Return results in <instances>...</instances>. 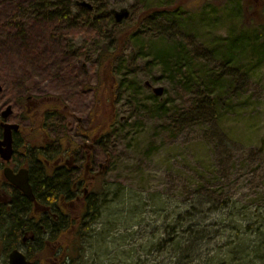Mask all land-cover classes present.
Instances as JSON below:
<instances>
[{
    "label": "rangeland",
    "instance_id": "374dc122",
    "mask_svg": "<svg viewBox=\"0 0 264 264\" xmlns=\"http://www.w3.org/2000/svg\"><path fill=\"white\" fill-rule=\"evenodd\" d=\"M100 1L113 18V23L107 25L109 34L98 39L77 31L65 38L80 51L78 62L86 67L89 76L86 86L90 92L79 94L84 101H76L75 94L59 93L46 75L29 82L15 80V75L23 74L20 64L14 63L12 72L4 69L6 73L0 75V85L5 89L19 83L12 92L25 90L24 94L42 97L43 103L35 104L38 109L27 110V125L36 120L39 110L59 103L65 122L74 127L76 119L87 120L95 99L105 94V87L100 85L105 71L96 65L100 54L108 47L114 49L113 38L119 34L129 32L136 23L141 27L144 39L127 40L123 64L116 63V83L127 77L135 87L126 88L117 98L113 110L116 129L107 149L111 159L104 164L105 155L98 145L97 159L107 169L95 179L97 168L88 175V193L102 191L113 201L101 208L98 219L85 231L80 253L67 264H264V59L255 62L248 53L244 54L234 89L231 86L225 99L219 98V103L224 100L219 115L201 124L184 122L178 132L171 134L164 130L160 119H150L147 111L167 98L177 100L178 95L159 78V67L148 69L146 64L152 55H140L141 49L147 51L149 43L172 42L169 35L155 36L157 26L170 28V23L159 22L161 18L139 22L144 10L138 0ZM254 1L258 10L264 11V0ZM54 2L74 12L79 11V4H95V0ZM166 2L169 9L182 3L197 46L211 47L215 39L235 32L237 26L254 25L237 20L231 23L224 17L230 0H148L151 6ZM123 12L128 15L117 22L115 14ZM94 14L101 12L95 9ZM7 36L5 33L4 39ZM99 109L103 111L104 107L100 105ZM48 134L42 140L52 136ZM83 171L84 165L82 175ZM79 207L78 203L70 206L76 215ZM178 235L182 241L179 250L164 246ZM66 238L71 241L73 237L69 234ZM190 242L197 247L194 256L183 249ZM49 247L44 260L37 264H59L57 256H53L54 248Z\"/></svg>",
    "mask_w": 264,
    "mask_h": 264
},
{
    "label": "trees",
    "instance_id": "16d2710c",
    "mask_svg": "<svg viewBox=\"0 0 264 264\" xmlns=\"http://www.w3.org/2000/svg\"><path fill=\"white\" fill-rule=\"evenodd\" d=\"M138 1L144 10L138 19L139 22L147 21V19L156 21L161 18L159 22L165 20L170 23V28L157 26L155 36L169 35L173 38L172 42L170 44L163 41L149 43L147 51L143 52L141 49L140 55H152V60L146 64L148 69L159 67L161 72L159 78L168 82L178 95L177 100L167 98L159 104H153L148 109L147 116L150 119H160L164 130L171 131V134L178 132L184 122L201 124L216 118L220 113L219 106L224 104V100L223 103H219V98L224 97L225 99L227 93H230L232 88L234 89L235 83L233 82L235 75L239 73L240 61L244 54L248 53L255 62H261L264 59L263 11L258 10L254 0L250 2L249 0H230V3H227L230 8L224 17L231 23L237 20L243 24L253 23L254 25L237 26L235 32H230L221 39H215L212 46L207 48L204 45H196L195 35L187 24L188 16L186 12H182V3L169 9L168 2L161 6H151L148 0ZM78 8L79 11L74 12L70 7L58 4L54 0H0V68L12 72L11 66L14 63L20 64L23 74L15 75L17 77L15 80L29 82L38 75H46L52 78L59 93L75 94L76 101L83 100L84 98L79 94L84 93L85 90L90 92L86 86L89 76L86 67L78 62L80 51L75 50L71 41L65 38L70 32L74 36L75 32L83 31L84 34L91 33L101 39L109 34L106 31L107 25L113 23V18L111 14L104 11L102 2L99 0H95V4L90 7L79 4ZM95 9H98L101 14L95 15ZM27 24L29 29H27ZM136 25L129 29V32L121 33L113 38L115 41L113 50L108 47L100 54L96 65L105 71L106 77L100 83L105 87V94L102 98L95 99L87 120L76 122L74 127L75 133L78 131L83 135L93 137L97 144L104 138L106 152L110 149L108 140L111 139L116 129L113 110L117 98L126 88L135 87L127 80V77L116 83L115 71L116 63L122 66L124 61V43L129 39H144L139 31L141 27L138 23ZM5 33L8 34L6 39H4ZM144 33L150 35L148 31ZM176 36L179 38L175 39ZM19 86V83H16L13 88ZM153 98H156V95H153ZM100 105L104 107L103 111L99 109ZM101 115L104 119H99ZM64 119L61 106L55 105L42 111L31 124V126L34 125L33 128L38 136L45 137L48 133H52L51 137L57 149L55 146L48 150L43 149L42 155L45 158L50 159L55 153L67 151V145L73 133ZM82 121H86V124H82ZM56 129L57 132H55ZM63 141H66V146ZM32 165L38 167V163L36 165L33 162ZM69 175L70 173L66 171H60L58 176L45 178L42 172L38 171L35 176V186L38 188L34 192L36 198L51 201L58 197L74 199L75 190L71 191L66 188L71 184ZM107 197L106 194H102V191L90 194L86 197L90 202L86 210L82 212L81 217L75 214L74 221L72 217L60 210L61 206L51 204L49 208L57 214V220L44 221V228L51 230L52 235L40 237L34 233L33 238L25 243L28 248L27 256L33 261L43 259L45 251L50 246L49 249L54 248L53 253L56 255L50 254L62 257L63 263L74 261L75 254L80 253L85 241V231L89 230L88 227L98 219L101 208L113 201V198ZM18 206L10 209V213L6 215L4 212L0 214V227L4 228L0 234V244L6 249L17 247L21 241L19 237L21 232L28 231L27 228L34 225L30 218L27 219L26 211L21 215L18 211L23 208L29 209V201L25 200ZM71 224L75 225L76 234L70 241L65 234ZM32 229L36 232L35 227ZM8 231L9 236L6 233ZM181 242V236L178 235L168 243L166 242L164 246L168 249L179 250ZM183 249L190 256H194V252L197 251L196 245L192 242L183 246Z\"/></svg>",
    "mask_w": 264,
    "mask_h": 264
},
{
    "label": "flooded vegetation",
    "instance_id": "af4514ba",
    "mask_svg": "<svg viewBox=\"0 0 264 264\" xmlns=\"http://www.w3.org/2000/svg\"><path fill=\"white\" fill-rule=\"evenodd\" d=\"M5 73L6 71H0V75H4ZM13 89L9 85L6 89L0 85V214L3 212L4 215L8 214L10 213V209L17 208L19 207V203H24L25 200H28L29 209L23 208L18 211L19 215L24 214V211H26L28 213L27 219L30 218L34 222V225L27 228L28 231L21 232L19 235L21 241L17 247L6 249L4 245L0 244V247L3 246L2 248H4L3 260L0 264H10V252L14 249L19 250L25 256V259L32 264H37L40 259L33 261L27 256L28 248L25 246V243L28 242L27 240L33 238L34 233H37L40 237L52 235L51 230L44 228V221L49 219L57 220V214L49 206L51 204L61 206L60 210L67 216L72 217L74 221L75 214L72 212L70 206L73 203H78L80 212L77 217H81V213L86 210L87 205L90 203L89 199H86L90 195L88 193V182H90L88 175L94 168H97L98 171L93 178L100 177L104 173V167H102V161L97 159V141L78 131L77 133H73L65 153H55L52 158H45L42 155V151L43 149L48 150L52 146H55L54 139L47 137L43 141L42 137L38 136L36 130L33 128L34 125L31 127L27 125V110H34L37 108L35 104L43 103L41 102L42 97L33 96L30 92L24 94L25 90H19L15 93L12 92ZM25 101H30L34 104L33 106L27 105ZM80 121L79 119L77 120V122ZM5 125H15L16 128L7 129ZM68 125L74 129L72 124L68 123ZM55 128L57 127L55 126ZM7 131H10L11 134L9 142L5 139ZM99 148L103 149L106 157L105 143L103 141L99 140ZM33 162L36 165L38 163V167H33ZM82 165H84L83 175L81 173ZM38 171L42 172L45 178L58 176V172L60 171L70 173L71 184L66 188L71 191L75 190L74 199L62 197H58L54 201L42 198L37 199L34 192L38 189L35 186V176ZM24 173L31 186L34 199L28 198L7 178V174L16 177L22 176ZM81 190L82 192H80ZM32 227L36 228V232ZM2 229L4 228L0 227V234L2 233ZM6 233L9 236L10 232ZM69 234L72 237L75 236V225H70L65 237ZM21 245L24 250L20 249ZM38 250H40V247H38ZM55 261L56 263L59 262V264H67L63 263L62 257H56Z\"/></svg>",
    "mask_w": 264,
    "mask_h": 264
},
{
    "label": "water",
    "instance_id": "95a60500",
    "mask_svg": "<svg viewBox=\"0 0 264 264\" xmlns=\"http://www.w3.org/2000/svg\"><path fill=\"white\" fill-rule=\"evenodd\" d=\"M128 15V12L116 13L115 18L116 21L119 22L121 19L125 18ZM7 129L16 128L15 125H5ZM5 139L9 142L11 140L10 131L5 133ZM7 178L18 187L28 198L34 199L32 194L31 186L28 183L26 174L24 173L22 176L12 177L10 174H7ZM10 264H32L30 261L25 259V256L17 249H14L10 252L9 256Z\"/></svg>",
    "mask_w": 264,
    "mask_h": 264
}]
</instances>
